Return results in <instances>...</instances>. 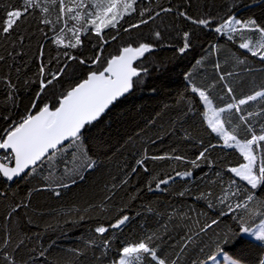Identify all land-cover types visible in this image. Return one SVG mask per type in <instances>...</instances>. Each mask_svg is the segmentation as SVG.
Listing matches in <instances>:
<instances>
[{
    "label": "trees",
    "instance_id": "16d2710c",
    "mask_svg": "<svg viewBox=\"0 0 264 264\" xmlns=\"http://www.w3.org/2000/svg\"><path fill=\"white\" fill-rule=\"evenodd\" d=\"M20 7L21 0H0V20L8 10ZM135 7L137 11L118 25L117 40L104 46V55L116 54L117 49L129 43H153L154 50L136 63L147 73L142 74L128 96L86 127L85 151L96 162L94 168L79 171V175L68 173L64 162L70 163L71 156L58 154L52 167L45 163L36 173L25 174L14 182L0 177V264H4L5 250L13 253L17 264H112L122 246L152 234L160 245L158 254L177 264H199L222 249L244 264H260L264 259V242L243 238L240 233L241 227L255 228L260 224L264 190H251L247 182L228 171L245 161L237 149L224 146L222 137L211 131L202 101L189 88L190 82L198 87L214 83L209 96L216 107L233 102L226 95L225 83L233 88L236 99L264 88V60L239 47L249 39L260 42L259 34L248 30L235 34L214 31L230 15L240 20L254 19L264 27V0H138ZM145 8L152 12L141 17L139 12ZM161 8L172 11L156 16ZM180 11L194 18L211 17L213 23L207 28L192 24L179 16ZM58 14L57 3L49 14L39 10L31 13L11 36L0 34V56L4 57L0 61V130L9 123L4 117L15 122L31 110L39 90L37 76L42 60L59 56L60 63L53 61L49 65L53 71L68 63V74L49 86L47 96L42 97L55 103L56 97L78 82L73 75L82 78L87 71L75 61H66L62 53L68 51L84 58L96 55L97 38L91 29L87 36L81 34L83 45L77 49L52 43L55 33L40 21L47 15L58 31L63 26L56 23ZM150 14L154 19L147 24L124 31ZM72 23L69 21V27ZM186 31L191 34L190 48L180 53ZM156 32L161 34L159 40ZM113 35H117L115 30H105V39ZM70 38V34L64 37L66 42ZM187 73L192 74L190 81L185 79ZM220 73L232 75L219 81ZM8 81L15 85L14 91ZM243 108L244 114L260 113L248 117L259 134V125L264 123V100L258 98ZM238 115L234 110L224 114L223 118L230 120L226 124L230 131L241 125ZM238 138H249L242 126ZM210 145L215 147L209 148L207 160L197 161L199 167L193 166L190 161ZM141 160L143 165L138 163ZM177 172L192 175L177 177ZM72 176L74 184L70 182ZM168 176L175 179L156 189V183ZM234 179L240 189L237 197L231 196L236 188H229ZM57 182L69 184L59 189L60 195L55 194ZM247 194L254 196L248 210L229 211L227 204L234 205ZM17 204L27 206L16 209ZM124 215L129 216L128 222L118 229L110 227ZM208 224L212 227L201 232L200 228ZM99 226L109 230L99 234L95 231ZM189 235L192 240L181 252ZM6 237L10 239L4 245ZM225 240L228 245L224 249ZM144 264L151 261L145 258Z\"/></svg>",
    "mask_w": 264,
    "mask_h": 264
},
{
    "label": "snow or ice",
    "instance_id": "6c2138e0",
    "mask_svg": "<svg viewBox=\"0 0 264 264\" xmlns=\"http://www.w3.org/2000/svg\"><path fill=\"white\" fill-rule=\"evenodd\" d=\"M137 2L138 0H67V2L66 0H43L42 4L41 0H21L20 8H14L5 13L4 19L0 20V34L11 36L31 13L39 10L43 14H49L50 8L55 7L58 3L59 14L56 23L63 24V26L57 31L55 24L47 18V15L40 21V23L48 25L50 30L55 33L51 38L52 43L65 49H77L83 45L81 34L87 36L91 29L92 34L97 38V44L94 45L96 55L89 58L73 56L68 51L62 53L66 61H75L82 69H87V71H84L82 78L73 75V78L78 79V82L70 85L60 96L56 97L55 103L46 101L42 97L47 96L46 90L49 86L53 85L54 82L59 83L68 74L66 71L68 63H62L60 67L53 71L49 65L53 61L60 63L59 56L47 62L42 60L37 76L39 90L33 97L30 105L31 110L15 122H12L9 117H4L5 120H9V123L6 128L0 130V150L3 152V155L0 156V161H2L0 162V176L6 178L7 181H12L22 174L36 173L45 163L52 167V162L58 154L60 156L65 154L71 156L70 163L62 161L65 163V171L68 173L75 172L76 175H79V171L95 167L96 162L90 156H87L85 151L84 132L86 127L92 126L114 102L133 90L142 74L147 73V69L137 65L136 62L144 58L146 53H151L154 50L153 43L137 42L135 46L129 43L120 47L117 49L116 54L104 55V46L108 45L110 41L117 40L119 35L118 25L124 20L125 16H130L137 11L135 7ZM171 11L172 8H161L160 12H156L155 15L159 16L162 12L168 13ZM146 12L151 13L152 9H142L139 15L143 17ZM178 14L192 24L204 26L205 28L213 23L211 17L194 18L185 11H180ZM153 19L154 16L150 14L147 19H140L137 23L129 24L124 28V31L130 32L133 29H138L141 25H145ZM69 21L73 22L71 27H69ZM106 29L115 30L117 35L105 39ZM244 30L258 33L260 42L253 43L249 39L247 42L240 43L239 47L248 50L253 57L264 60V27L256 24L254 19L240 20L235 15H230L214 29L215 32L221 34L226 32L235 34ZM68 34L71 35V38L66 42L64 37ZM160 35V32L155 33L157 40H159ZM190 35L187 31L183 33V46L179 48L180 53H184L190 48ZM19 39L23 41L24 38L21 36ZM40 56L43 57V49H41ZM2 60H4V57L0 56V61ZM199 63L200 61H197V64ZM215 67L219 71L221 66L217 63ZM191 75V73L185 74V79L190 81ZM231 75V73H220L218 79L219 81H225L226 77ZM7 84L13 91L15 90L14 84L10 81ZM214 87V83L206 87H198L194 83H189L191 92L198 95L206 106L205 115L211 131L223 138L224 146L237 149L245 161L238 166L230 167L228 171L234 174L236 178L247 182L251 190H264V147H262L264 145V123L259 125V134H257V128L249 121L248 117L260 113L247 112L244 114L243 108V106L249 105L250 102L257 101L258 98L264 100V88L256 90L246 97L236 99L233 96V88L225 83L226 95L231 97L233 102L227 103L223 107H215L209 96V89ZM9 99H12L11 94H9ZM233 110L235 114H239L238 119L242 123L230 131L229 127H226V124H230V120L226 121L223 117L225 113H232ZM241 126L244 127L249 138H238V129ZM211 147H215V145L204 148L197 158L190 161V163L195 167H199L197 161H206V154ZM149 158L165 159L167 157ZM172 158L176 160L184 159L183 157ZM138 163L143 165L144 160L138 161ZM145 171H147L146 168ZM49 175L51 176V172ZM191 175V172L176 173V176L180 177H191ZM174 179L175 177L168 176L166 179L159 180L155 187L160 189L161 185H167ZM70 182L72 184L76 183L74 176L70 177ZM66 187H69V184L57 182L55 194L60 195L59 189ZM229 188H236L235 191L231 192L232 197L240 195V189L236 187L235 179L230 182ZM181 195H184V193H181ZM225 196H228L227 191ZM253 199L252 194H247L243 200L236 202L234 205L227 204L226 206L232 212L239 209L248 210V202ZM221 203H224V201L221 200ZM26 206L17 204L16 209ZM16 209H13V211ZM129 219V216L124 215L111 224L110 227L118 229ZM258 219L260 224L256 229L241 227V237L251 238L254 236L255 239L264 241V214H261ZM215 223L216 221L212 222V224ZM243 223L244 221L241 219V224ZM252 223H255V221H252ZM212 224L201 227L200 231H206L212 227ZM108 230L104 226L95 229L99 234H104ZM196 234L199 235V233ZM9 239V237H6L3 244L7 245ZM191 240L192 236L189 235L181 248V252ZM220 243L221 241H217V244ZM107 244L106 241L105 245L107 246ZM223 244L225 249L228 242L225 240ZM159 251L160 245L156 243L155 234H152L135 243L122 246L118 259L114 260L112 264H144L145 258L150 260L151 264H177L176 260L158 254ZM2 258L4 264H17L11 251L5 250ZM221 261L239 264V261L230 260L227 252L223 249L215 254H209L199 264H209V262L211 264H221ZM260 264H264V259L260 261Z\"/></svg>",
    "mask_w": 264,
    "mask_h": 264
},
{
    "label": "water",
    "instance_id": "95a60500",
    "mask_svg": "<svg viewBox=\"0 0 264 264\" xmlns=\"http://www.w3.org/2000/svg\"><path fill=\"white\" fill-rule=\"evenodd\" d=\"M146 54H147V53H146ZM146 54H145V55H146ZM142 59H143V58H142ZM137 62H138V61H137ZM137 62H136V63H137ZM134 66H135V65H134ZM129 94H130V93L126 94L124 97H121V98L118 99L116 102H114V104H116L119 100L125 98V97L128 96ZM114 104H113V105H114ZM113 105H112V106H113ZM112 106H110L109 109H110ZM109 109H108V110H109ZM108 110H106L105 113H107ZM105 113H104V114H105ZM104 114H103V115H104ZM103 115H102V116H103ZM102 116H101V117H102ZM101 117H100V118H101ZM100 118H99V119H100ZM99 119H98V120H99ZM2 155H3V152H2V150H0V156H2ZM0 162H2V161H0ZM24 175H25V174H22L20 177L14 178L12 181H8V182H14L15 180L21 178V177L24 176ZM0 177H1L4 181H7V179L4 178L3 176H0ZM0 192H1V189H0Z\"/></svg>",
    "mask_w": 264,
    "mask_h": 264
},
{
    "label": "rangeland",
    "instance_id": "374dc122",
    "mask_svg": "<svg viewBox=\"0 0 264 264\" xmlns=\"http://www.w3.org/2000/svg\"><path fill=\"white\" fill-rule=\"evenodd\" d=\"M204 105V104H203ZM214 105V104H213ZM215 106V105H214ZM204 107H205V112L207 111V109H206V106L204 105ZM216 107V106H215ZM205 118H206V120H207V116L205 115ZM218 135V134H217ZM221 137V136H220ZM223 139V138H222ZM183 173V172H182ZM177 177H180V176H177ZM256 228H258V226H256L254 229H256ZM252 239H255V237L254 236H252L251 237ZM255 240H257V239H255ZM258 241H261V240H258ZM261 242H264V241H261ZM229 256V255H228ZM230 257V256H229ZM230 260H235V259H233L232 257H230ZM236 261H238V260H236ZM209 264H211V262H209ZM221 264H230V261H228V262H225V261H221ZM239 264H244V263H242V262H240L239 261Z\"/></svg>",
    "mask_w": 264,
    "mask_h": 264
}]
</instances>
